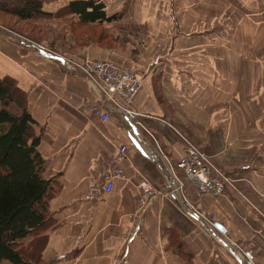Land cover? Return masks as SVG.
<instances>
[{
	"label": "crops",
	"instance_id": "obj_1",
	"mask_svg": "<svg viewBox=\"0 0 264 264\" xmlns=\"http://www.w3.org/2000/svg\"><path fill=\"white\" fill-rule=\"evenodd\" d=\"M40 1L44 16L20 19L0 10L16 26H26L19 32L0 23V79H10L24 94L40 136L36 150L44 161L43 177L57 187L48 202L53 223L39 235L45 237L42 248L29 247L28 253L35 252L30 263L244 264L243 253L250 252L254 264H264V40L259 34L246 64L232 56L236 43L229 39L238 30L248 44V27L264 31V0H93L111 19L104 26L129 20L145 32L147 43L134 59L86 39L84 46L76 44L82 22L66 6L86 0ZM62 46L81 47L73 55L66 52L70 59L86 55L143 79L133 107L146 115L138 121L153 138L139 126L133 139L114 114L106 122L91 116L98 100L88 80L48 54ZM181 137L236 179L237 191L226 189L216 198L197 197L190 184L184 193L190 205L214 217L221 227L217 234L238 249L203 234L166 188L170 167L183 156ZM121 147L126 153L117 157ZM110 161L124 179H115L100 201H84L89 187L105 179ZM143 180L168 195L151 201L131 238L136 187Z\"/></svg>",
	"mask_w": 264,
	"mask_h": 264
},
{
	"label": "trees",
	"instance_id": "obj_2",
	"mask_svg": "<svg viewBox=\"0 0 264 264\" xmlns=\"http://www.w3.org/2000/svg\"><path fill=\"white\" fill-rule=\"evenodd\" d=\"M66 9L83 24L111 20L93 0L73 1ZM0 10L20 19L45 15L40 0H0ZM33 125L24 94L10 79H0V264H32L35 252L28 253L29 247L40 250L45 237L39 235L53 223L48 202L57 187L43 177L44 161L36 150L40 136ZM28 237L34 239L25 246Z\"/></svg>",
	"mask_w": 264,
	"mask_h": 264
},
{
	"label": "built area",
	"instance_id": "obj_3",
	"mask_svg": "<svg viewBox=\"0 0 264 264\" xmlns=\"http://www.w3.org/2000/svg\"><path fill=\"white\" fill-rule=\"evenodd\" d=\"M38 48L45 51L41 46ZM48 54L56 57L66 71L79 72L88 80L98 100L97 104L91 108V116L101 122H106L110 119V115L114 114L122 121L126 133L133 139L137 138L136 132L139 126L146 131L149 137L153 138L138 121V118H145L146 115L133 107L134 97L143 85V79L134 70H127L102 60L83 59L82 61H75L53 51L48 52ZM181 139L184 143L183 156L175 163L174 167H170L172 182L166 188L171 195L181 200L184 215L198 223L203 234L209 236L222 247L227 248L229 245L231 249L236 248L235 244L227 241L221 234H217L214 217L190 205L184 193V186L190 184L193 186L197 197L216 198L222 195L226 189L237 191L236 179L215 166L211 158L197 146L184 137ZM125 153L126 147H121L117 157H123ZM177 171L181 173L182 178ZM115 179H124L123 171L113 161L107 162L105 179L89 187L83 197L84 201L88 203L100 201L105 195L111 193ZM167 195V192L156 189L146 180L139 183L136 187V212L130 217L131 229L128 235H131V238L140 227L141 213L151 201L155 197ZM243 256L244 264H254L250 252H244Z\"/></svg>",
	"mask_w": 264,
	"mask_h": 264
},
{
	"label": "rangeland",
	"instance_id": "obj_4",
	"mask_svg": "<svg viewBox=\"0 0 264 264\" xmlns=\"http://www.w3.org/2000/svg\"><path fill=\"white\" fill-rule=\"evenodd\" d=\"M3 14H5V13H3ZM14 21H15V19L11 18L8 15H0V23H4V24L10 25V26H14L17 31L24 32L26 29L25 28L26 26L25 27L22 25L16 26ZM255 24L257 25V23H255ZM106 26H104V24H102V23H97L96 25L83 24L82 23L81 25H79L77 27L78 30L75 32V34L77 36V38H75V40H77L76 44L78 43V44H81L84 46V44H85L84 41L86 39L87 41L97 43L99 48H103L106 50H113V51L117 50L118 53L121 54L124 58H127V59L133 58L134 59L138 55V51L142 49L143 44L147 43V40H145V32H141L139 25L134 24L133 22H131L129 20L124 21V23L121 22L120 24H117V26H115V25L113 27H111V26L106 27ZM236 29H238V28H236ZM248 30L249 31L245 33L248 36H251L250 38H248L249 39L248 44L241 42V39L243 38V36H241V33L238 32V30L235 33L233 30L232 36L230 34L229 39H231V42L236 43V47H233L230 50L232 53V56L236 57V61H241L240 59H244L243 61H245V58L247 59L246 61H248V59L253 56V53H255L254 52L255 50H254V48H252V46H253L252 44H253V42H255V40L257 38H259V34L261 37L263 36L262 39L264 40V35H263L264 31L260 32V33H258V31L252 32V31H250L251 28H249V27H248ZM79 35L83 36V38L81 40H79L80 39ZM43 36L50 38V36H48L47 32H45V31L43 32ZM132 38H133V40H132ZM126 39H128V41H126ZM124 42H126L127 45H129V46L124 47L122 45V43L124 44ZM243 44H246V47H243L242 46ZM49 50H51L55 53L61 54L62 56H65L67 58H70L67 56V53L73 55L74 52H79L82 49H81V47L62 46L61 49L53 47V48H49ZM64 52H65V55H63ZM260 55L264 56V47L261 50ZM83 57H84V59L96 60V59L90 58L89 56H86V55ZM75 61H77V60H75ZM246 64H247V62H246ZM233 66L236 68V64H233ZM238 66H241V65L238 64ZM245 66H246L245 64L242 65V67H245ZM11 111H17V110L11 108Z\"/></svg>",
	"mask_w": 264,
	"mask_h": 264
},
{
	"label": "water",
	"instance_id": "obj_5",
	"mask_svg": "<svg viewBox=\"0 0 264 264\" xmlns=\"http://www.w3.org/2000/svg\"><path fill=\"white\" fill-rule=\"evenodd\" d=\"M216 227H217L219 230L221 229V227H219V226H217V225H216Z\"/></svg>",
	"mask_w": 264,
	"mask_h": 264
}]
</instances>
